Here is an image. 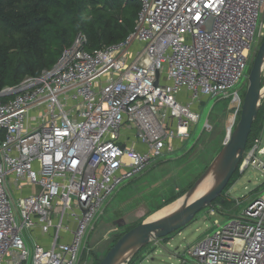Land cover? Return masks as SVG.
Instances as JSON below:
<instances>
[{
	"label": "built area",
	"instance_id": "1",
	"mask_svg": "<svg viewBox=\"0 0 264 264\" xmlns=\"http://www.w3.org/2000/svg\"><path fill=\"white\" fill-rule=\"evenodd\" d=\"M136 1L125 42L89 52L79 33L51 71L0 92V264H79L105 204L190 137L203 98L231 102L234 130L244 100L231 90L264 40V0ZM262 144L242 173H264ZM244 201L183 264H264V195Z\"/></svg>",
	"mask_w": 264,
	"mask_h": 264
},
{
	"label": "rangeland",
	"instance_id": "2",
	"mask_svg": "<svg viewBox=\"0 0 264 264\" xmlns=\"http://www.w3.org/2000/svg\"><path fill=\"white\" fill-rule=\"evenodd\" d=\"M248 86L249 81L243 82L231 92L238 91L244 100ZM201 102L205 105L202 106ZM201 102L192 106L200 114V120L190 128L191 136L185 141L183 151L153 163L143 174L119 189L105 204L102 214L85 239L79 264H100L113 242L128 230L145 221L162 217L183 205L188 191L223 149L233 120L230 101L205 97ZM207 121L209 128L205 129ZM257 139L262 140L263 148L264 132ZM258 159L264 163V154H258ZM263 195L264 173L254 167L244 173L238 170L234 181L225 190L222 198L224 204L217 203L214 207L220 210L216 215H211L208 207L181 232L169 236L167 245H163L162 240L152 242L148 252L158 247L157 252L140 264H183V260L191 262L187 254L190 248L212 236L231 220L240 217L249 206L244 199L256 200ZM193 200L194 196L191 201ZM234 200H241L242 204L238 206Z\"/></svg>",
	"mask_w": 264,
	"mask_h": 264
},
{
	"label": "trees",
	"instance_id": "3",
	"mask_svg": "<svg viewBox=\"0 0 264 264\" xmlns=\"http://www.w3.org/2000/svg\"><path fill=\"white\" fill-rule=\"evenodd\" d=\"M139 11L136 0H0V92L17 87L27 77L37 78L51 71L79 33L87 36L89 52L125 42L135 31ZM263 123L264 105L247 150L264 132ZM217 203L224 204L219 198L210 210ZM162 241L169 242V237ZM149 247L128 264L143 261Z\"/></svg>",
	"mask_w": 264,
	"mask_h": 264
},
{
	"label": "water",
	"instance_id": "4",
	"mask_svg": "<svg viewBox=\"0 0 264 264\" xmlns=\"http://www.w3.org/2000/svg\"><path fill=\"white\" fill-rule=\"evenodd\" d=\"M263 79L264 40L249 74V86L239 121L234 130L228 133L224 147L214 162L188 191L183 205L166 217L145 221L128 231L110 248L100 264H128L144 247L186 228L204 209L211 207L217 199L223 198L225 189L239 170L253 125L258 118L264 98ZM212 174L215 182L211 189L204 196L191 201L198 187Z\"/></svg>",
	"mask_w": 264,
	"mask_h": 264
},
{
	"label": "bare ground",
	"instance_id": "5",
	"mask_svg": "<svg viewBox=\"0 0 264 264\" xmlns=\"http://www.w3.org/2000/svg\"><path fill=\"white\" fill-rule=\"evenodd\" d=\"M263 153H264V147H263V151H262ZM214 182H215V177H214V175L212 174L211 176H209L199 187H198V189H197V191H196V193L194 194V197H195V200H197V199H199L200 197H202V196H204L210 189H211V187L213 186V184H214ZM203 191H205L204 193H202L201 194V192H203ZM198 195V196H197ZM195 200H193V201H195ZM179 209V208H178ZM178 209H176V210H174V211H172V212H170V213H168V214H166V215H164V216H162V217H158V218H153V219H151V220H156V219H160V218H163V217H166V216H168V215H170V214H172V213H174L175 211H177ZM165 212H168V211H165ZM164 212V213H165Z\"/></svg>",
	"mask_w": 264,
	"mask_h": 264
},
{
	"label": "crops",
	"instance_id": "6",
	"mask_svg": "<svg viewBox=\"0 0 264 264\" xmlns=\"http://www.w3.org/2000/svg\"><path fill=\"white\" fill-rule=\"evenodd\" d=\"M202 103H204V102H202ZM202 103H201V105H202ZM191 136V135H190ZM190 138V137H189ZM189 138H187V139H189ZM187 139H180V140H175V141H172L171 142V146H172V148H173V150L172 151H170V152H167L166 153V155L165 156H168V155H173L174 153H176V152H179V151H183V147H184V144H185V141L187 140ZM198 142V141H197ZM177 147V148H176ZM179 147V148H178ZM131 182V181H130ZM129 182V183H130ZM129 183H127L126 185H128ZM125 186V185H124ZM117 194V193H116ZM164 243V242H163ZM169 242H167V243H164L163 245H167ZM151 244V243H150ZM162 245V246H163ZM159 247H161V246H159ZM150 248V247H149ZM157 248L158 247H156V248H154V249H152V252H148V250H147V253L145 254V257H144V259L145 258H150L151 256H153L156 252H157ZM144 261V260H143ZM143 261H141L140 263H142ZM139 263V264H140Z\"/></svg>",
	"mask_w": 264,
	"mask_h": 264
}]
</instances>
